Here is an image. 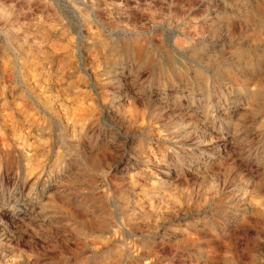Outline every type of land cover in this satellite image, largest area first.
I'll return each mask as SVG.
<instances>
[{
    "label": "clouds",
    "instance_id": "obj_1",
    "mask_svg": "<svg viewBox=\"0 0 264 264\" xmlns=\"http://www.w3.org/2000/svg\"><path fill=\"white\" fill-rule=\"evenodd\" d=\"M15 4L0 264H264V0Z\"/></svg>",
    "mask_w": 264,
    "mask_h": 264
},
{
    "label": "rangeland",
    "instance_id": "obj_2",
    "mask_svg": "<svg viewBox=\"0 0 264 264\" xmlns=\"http://www.w3.org/2000/svg\"><path fill=\"white\" fill-rule=\"evenodd\" d=\"M13 3H15V0H4V3L0 5V7L3 8V11H0V16L6 17L7 20L12 23H15L16 21L23 23L26 17L20 14L22 5L15 4V7H9V5H12ZM0 28H4V31H0V41H5L9 47L14 49V35L8 32V36L6 37L5 32L8 30L5 28L3 22H0ZM8 131L11 133V128Z\"/></svg>",
    "mask_w": 264,
    "mask_h": 264
}]
</instances>
